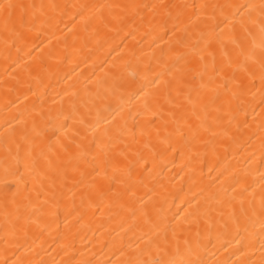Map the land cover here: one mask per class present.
<instances>
[{
    "label": "bare ground",
    "instance_id": "obj_1",
    "mask_svg": "<svg viewBox=\"0 0 264 264\" xmlns=\"http://www.w3.org/2000/svg\"><path fill=\"white\" fill-rule=\"evenodd\" d=\"M17 2L45 5L41 20L47 22L38 23L16 38L5 32L0 21V195L4 191L6 142L13 135L18 139L24 130L33 139L34 155L42 154L41 168H46L49 160L53 165H62L69 157L91 160L117 135L133 148L143 145L150 136L162 155L155 161L151 200L144 197L147 218L139 212L133 217L127 211H74L71 201L66 200L59 208L47 209L38 226L31 225L26 234L21 233L7 245L0 228V261L127 264L141 250L143 258L148 259L149 250L155 256V250L146 243L149 236L155 237L158 231L162 235L169 223L174 219L182 221L197 206L216 208L210 197L222 189L231 193L233 187L237 191L248 187L249 191L255 189L258 198L264 184V153L259 147L258 132L247 143L230 145L225 141L215 154L164 151L165 145L159 140L166 134L163 121L168 119L165 82L171 79L169 69L174 63L169 46L183 33L173 37L171 32H152L140 19L151 18L149 9L124 6L224 5L216 10L215 22H222L223 38L228 43L231 36H241L238 21L248 19L247 14L241 17L239 12L244 10L238 12L239 6L259 5L261 0ZM36 11L40 14L41 10ZM252 19L256 24L250 25L252 36L246 38V45L255 43L259 53L258 9L252 10ZM228 49L232 50L231 44ZM148 167L153 168V164L150 162ZM8 179L9 190L15 191L11 177ZM2 222L0 216V225ZM249 232L253 235L237 236L229 209L225 208L223 215L214 211L210 225L201 223L198 238L193 231L195 254L191 258L204 264H259L262 252L258 221L249 225ZM180 249L178 260L186 258L183 239Z\"/></svg>",
    "mask_w": 264,
    "mask_h": 264
},
{
    "label": "snow or ice",
    "instance_id": "obj_2",
    "mask_svg": "<svg viewBox=\"0 0 264 264\" xmlns=\"http://www.w3.org/2000/svg\"><path fill=\"white\" fill-rule=\"evenodd\" d=\"M124 7L149 9L151 18L141 16L140 19L152 32L163 31L164 35L171 32L173 37H177L178 32L183 33L169 46L174 63L169 69L171 79L165 82L168 119L163 121L166 134L159 140L165 145L164 151L215 154L225 141L230 145L241 141L247 143L258 132L259 147L264 153V0L259 5L239 6L238 12L244 10L239 12L241 17L247 14L248 19L238 21L241 36H231L228 43L223 38L222 22H215L216 10L223 9L224 5L133 4ZM37 8L41 10L40 14H37ZM44 8L45 5L0 0V21L5 32L21 38L26 30L31 31L38 23L47 22L41 20ZM256 9L259 10V53L255 43L246 45V38L252 36L250 25L256 24L252 19V10ZM228 44L232 45L231 51ZM254 125L256 131H253ZM156 135L160 137L159 129ZM245 136L247 140H244ZM134 143L138 142L134 140ZM5 152L0 228L6 245L21 233L26 234L31 225L38 226L47 209L59 208L66 200L71 201L74 211L95 209L103 213L107 209L117 213L127 211L133 217L139 212L148 217L144 197L151 200L149 193L153 192L150 184L154 180L155 161L162 155L150 136L143 145L133 148L117 135L91 160L69 157L62 165H53L49 160L46 168L40 167L42 154L34 155L33 139L27 130L18 139L15 135L10 137ZM150 162L153 168L148 167ZM9 177L15 191L9 190ZM210 199L215 201L216 208L197 206L182 221L174 219L169 223L162 235L158 231L155 237H148L146 243L155 250L154 257L149 250V258L144 259L141 250L127 264H204L200 259L191 258L195 254L193 231L198 238L201 223L210 225L212 212L223 215L225 208L229 209V220L241 238L243 233L253 235L249 225L259 222L262 252L259 264H264V184L258 198L255 189L249 191L244 187L237 191L233 187L231 193L222 189ZM181 239L186 246V258L178 260ZM195 243L198 247V239ZM0 264H8V261H0Z\"/></svg>",
    "mask_w": 264,
    "mask_h": 264
}]
</instances>
